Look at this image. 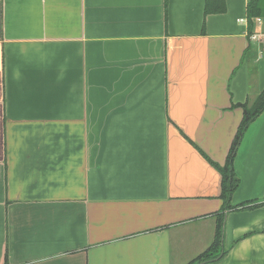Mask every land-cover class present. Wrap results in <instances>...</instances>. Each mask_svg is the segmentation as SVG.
<instances>
[{
  "label": "crops",
  "instance_id": "obj_1",
  "mask_svg": "<svg viewBox=\"0 0 264 264\" xmlns=\"http://www.w3.org/2000/svg\"><path fill=\"white\" fill-rule=\"evenodd\" d=\"M249 0H0V264H264V90ZM245 20L244 23L239 21ZM260 52L262 54H260Z\"/></svg>",
  "mask_w": 264,
  "mask_h": 264
},
{
  "label": "trees",
  "instance_id": "obj_2",
  "mask_svg": "<svg viewBox=\"0 0 264 264\" xmlns=\"http://www.w3.org/2000/svg\"><path fill=\"white\" fill-rule=\"evenodd\" d=\"M262 1L263 0H249L247 4V19L249 22V28L252 26V21L262 16ZM243 110L242 119L239 123L237 132L232 141L229 149L228 156L223 166L213 164L221 176V194L222 211L225 210H240L249 209L254 207L255 204H241L238 206H232L231 197L235 190L238 188L239 179L236 177L233 167L235 155L241 139L248 128V126L264 111V90L255 98L252 103H246L241 105ZM224 215L223 213L217 215L216 227L213 240L209 247L201 253L198 257L190 261L188 264H217L223 260L227 251L223 245V226Z\"/></svg>",
  "mask_w": 264,
  "mask_h": 264
},
{
  "label": "built area",
  "instance_id": "obj_3",
  "mask_svg": "<svg viewBox=\"0 0 264 264\" xmlns=\"http://www.w3.org/2000/svg\"><path fill=\"white\" fill-rule=\"evenodd\" d=\"M239 22L244 23L245 20H241ZM254 22L259 26L262 25V19L261 18H256L254 20ZM249 39L251 40V42L261 45V47L264 49V33H252L249 36ZM260 54H262V53L260 52Z\"/></svg>",
  "mask_w": 264,
  "mask_h": 264
}]
</instances>
